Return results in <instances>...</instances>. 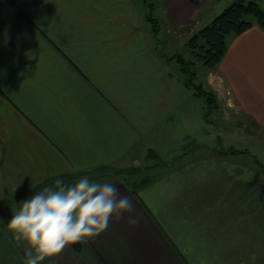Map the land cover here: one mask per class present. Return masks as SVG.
Wrapping results in <instances>:
<instances>
[{"label":"crops","instance_id":"crops-1","mask_svg":"<svg viewBox=\"0 0 264 264\" xmlns=\"http://www.w3.org/2000/svg\"><path fill=\"white\" fill-rule=\"evenodd\" d=\"M230 1H149L157 45L142 0H0V202L87 176L133 204L41 264L264 263V171L221 154L193 158L210 151L191 139L200 96L170 65L177 41ZM194 66L219 118L237 117L264 144V30L227 34L214 67ZM25 247L0 235V264H25Z\"/></svg>","mask_w":264,"mask_h":264},{"label":"clouds","instance_id":"clouds-1","mask_svg":"<svg viewBox=\"0 0 264 264\" xmlns=\"http://www.w3.org/2000/svg\"><path fill=\"white\" fill-rule=\"evenodd\" d=\"M133 210L132 200L111 183L87 176L74 183L56 180L19 204L7 223L17 242H24L25 264H41L66 246L86 242L104 232L113 216ZM136 223L134 218L128 221Z\"/></svg>","mask_w":264,"mask_h":264},{"label":"rangeland","instance_id":"rangeland-1","mask_svg":"<svg viewBox=\"0 0 264 264\" xmlns=\"http://www.w3.org/2000/svg\"><path fill=\"white\" fill-rule=\"evenodd\" d=\"M142 1L144 2L152 1L153 3L157 4V0H142ZM257 2L259 6L264 10V0H258ZM145 9H146L145 13L149 14V8H145ZM153 14L157 16L158 11L154 10ZM209 23L210 21H207L203 25H200V27H203ZM161 36L162 33H160V37ZM188 38L189 37H184L183 39L177 41V45L175 47L174 53L179 54L188 60H191L193 59V56L187 47ZM167 50H168L167 54L173 53L172 50L170 49ZM175 61L170 65L172 69L177 68L178 71L177 77L180 78L181 75L178 70L179 65H177L178 63ZM199 64L200 63L198 64L196 63V66H194V69L196 71H199V67L201 66ZM196 78L197 79H195L194 82L198 83L200 81V76H197ZM196 102L199 106V113H198V118L195 119V121H194V117H193V121L191 120L193 123L191 125V130H192L191 139L192 141H195V143L198 142L199 144L202 143H206L208 145L210 144V151L209 149L206 148L204 149L203 147L202 148L199 147L201 148L199 150L196 148L195 151L193 152L194 153L197 152L199 155H195L193 158H196L201 154L208 152H210V155L221 154L224 158H227L231 161L234 160L236 162H239L240 164H251L253 166H256L257 171L261 169L262 171H264V144L259 142V139L256 137V135L249 133L248 132L249 130L247 128H240L239 125L237 124L238 123L237 117H232L231 119L228 120H223L221 116L219 118L218 113H220V111L219 109L218 110L216 109L217 108L216 99L211 102L209 101L206 104L202 96L197 98L193 97V104ZM208 109H210V111ZM202 113H207L208 116L205 118L203 117ZM207 119L209 123L206 122ZM212 140L213 143H211ZM187 141H190V139H188ZM163 159L164 158H162V160ZM182 159H186L185 156L183 158L178 157L177 161L178 160L183 161ZM260 164H262L263 167H260ZM249 176L250 174H243L241 177L238 178H240L241 181L244 182ZM247 182L248 180L244 183V187H242L243 190L244 189L249 190ZM65 183L70 184L71 182H65ZM237 191L238 188L236 187L234 194ZM9 200L10 201L4 202L3 206H0V235L12 233L8 229L7 223L11 220L13 213L18 209L19 204L22 201H24V199H20L18 203H13L11 199ZM246 200L247 198L245 199V205H246ZM2 243L3 242L1 241V244Z\"/></svg>","mask_w":264,"mask_h":264},{"label":"trees","instance_id":"trees-1","mask_svg":"<svg viewBox=\"0 0 264 264\" xmlns=\"http://www.w3.org/2000/svg\"><path fill=\"white\" fill-rule=\"evenodd\" d=\"M257 1L258 0H243L240 3L233 1L218 13L209 24L201 27L188 38L187 47L193 59L188 60L182 56H176L180 70L184 75V85L190 88L195 95L202 96L206 104L209 101L215 100L214 94L211 90H204L200 83H195L193 81L194 70H192L191 65L193 63H200V65L206 69L214 67L224 55L226 50V35L229 33L239 34L253 25L264 30V10L259 6ZM146 3L148 4L146 7L149 8V14L147 13L145 20L150 27L152 35L157 41L156 44L160 45L157 36V32L160 29L159 22L156 17L153 16V12H151L152 3ZM206 115L207 113H204V117ZM137 169V167L129 169L128 176L136 172ZM124 172L127 173V171ZM146 180L145 177L140 179V181L127 179L126 183L129 184L131 188H134ZM41 186L42 184H38L33 188L24 190L22 194H20L21 199L25 200L37 194L41 191ZM10 199L12 200V198ZM16 199L20 198L18 197ZM6 201H10L9 198L5 197L0 202V206H3Z\"/></svg>","mask_w":264,"mask_h":264},{"label":"water","instance_id":"water-1","mask_svg":"<svg viewBox=\"0 0 264 264\" xmlns=\"http://www.w3.org/2000/svg\"><path fill=\"white\" fill-rule=\"evenodd\" d=\"M236 2H242L243 0H235ZM48 185H51V183H49Z\"/></svg>","mask_w":264,"mask_h":264}]
</instances>
